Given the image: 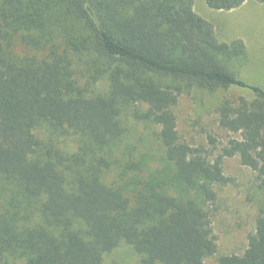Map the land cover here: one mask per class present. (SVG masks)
Masks as SVG:
<instances>
[{"label": "trees", "instance_id": "16d2710c", "mask_svg": "<svg viewBox=\"0 0 264 264\" xmlns=\"http://www.w3.org/2000/svg\"><path fill=\"white\" fill-rule=\"evenodd\" d=\"M193 3L0 0V264H106L121 244L138 264H207L224 159L264 191V88ZM233 87L252 96L214 112L237 136L218 153L183 140L179 97ZM216 262L264 264V194L244 251Z\"/></svg>", "mask_w": 264, "mask_h": 264}, {"label": "rangeland", "instance_id": "374dc122", "mask_svg": "<svg viewBox=\"0 0 264 264\" xmlns=\"http://www.w3.org/2000/svg\"><path fill=\"white\" fill-rule=\"evenodd\" d=\"M193 8L213 25L219 41L237 38L244 41L248 58L238 68V74L247 83L264 88V3L247 0L240 7L227 11L212 9L204 0H194ZM223 95L250 98L252 93L245 88L233 87L214 93L196 90L179 97L175 112L183 140L218 153L228 139L237 136L218 126L214 108ZM135 130L133 137L141 132V127ZM223 168L229 182L216 188L218 200L213 216L218 250L206 259L207 264H217L218 255L244 251L247 235L255 229L264 194L257 172L241 164L238 156L225 158ZM105 263L138 264V258L127 245L121 244L106 256Z\"/></svg>", "mask_w": 264, "mask_h": 264}]
</instances>
